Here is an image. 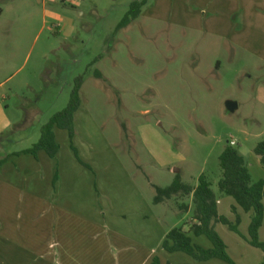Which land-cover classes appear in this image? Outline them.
<instances>
[{
	"label": "rangeland",
	"instance_id": "rangeland-1",
	"mask_svg": "<svg viewBox=\"0 0 264 264\" xmlns=\"http://www.w3.org/2000/svg\"><path fill=\"white\" fill-rule=\"evenodd\" d=\"M134 1L142 0H0V128L7 125L0 158L36 144L82 76L73 138L80 160L67 131L55 130V136L62 155L92 171L105 216L88 226L71 220L74 238L65 249L117 248L119 231L140 249L132 264L156 257L164 264H226L165 252L164 233L185 228L194 203L191 196L154 199L156 188L170 186L177 174L192 187L204 175L218 215L232 216L234 200L218 190L219 157L232 141L252 181L264 180L254 154L264 142V102L258 99L264 0H147L140 17L117 31ZM227 102L237 110L230 112ZM240 215L241 236L221 224L215 231L235 264H252L251 254L263 253L245 243L237 247L248 238L252 214ZM189 237L212 248L204 236Z\"/></svg>",
	"mask_w": 264,
	"mask_h": 264
},
{
	"label": "crops",
	"instance_id": "crops-1",
	"mask_svg": "<svg viewBox=\"0 0 264 264\" xmlns=\"http://www.w3.org/2000/svg\"><path fill=\"white\" fill-rule=\"evenodd\" d=\"M142 1L148 4L147 0ZM258 99L264 102V88L258 93ZM6 126L0 128V134ZM16 153L20 152L7 151L0 158L9 156L6 163L0 165V264H132L141 255L140 249L119 231L114 234L117 248L79 250L71 244L72 249H65L74 238V229L69 226L71 220L80 219L84 221L83 225L88 226L105 216L104 204L99 197L96 198V186L90 175L92 171L78 162L79 156L76 161L74 157L62 155L60 150L54 159L47 158L43 152H39L38 158L15 156ZM183 206H180L181 210H184ZM232 206L236 204H231L230 210ZM242 212L237 209L239 215ZM227 218L233 223L236 221L233 213ZM240 219L239 228L243 223L241 215ZM249 225L250 221L248 229ZM107 229L112 231V228ZM181 229L188 233L189 225ZM169 232L164 234L167 236ZM259 238L264 243V222ZM123 240L130 241V244ZM242 240L236 242L239 249L249 245L245 239ZM155 253L154 249L151 250L145 260L149 262ZM251 256L252 264H260L264 254Z\"/></svg>",
	"mask_w": 264,
	"mask_h": 264
},
{
	"label": "trees",
	"instance_id": "trees-1",
	"mask_svg": "<svg viewBox=\"0 0 264 264\" xmlns=\"http://www.w3.org/2000/svg\"><path fill=\"white\" fill-rule=\"evenodd\" d=\"M145 1H134L130 4L129 10L117 27V31L126 28L132 21L140 17ZM98 77L100 74H97ZM83 84V77L75 79L74 88L71 93L67 107L57 113L42 127L39 141L30 149L16 153L15 156L31 155L38 158L39 152H45L47 156L54 159L60 147L56 142L55 130H63L69 133L71 149L78 157V152L73 146L75 136V115L81 107L80 90ZM254 154L260 158V163L264 166V142L259 143L254 148ZM9 156L0 160V165L6 163ZM219 163L223 172L222 179L218 183V190L222 195L231 197L236 206H232L231 212L236 216L235 223L227 217L218 215L217 201L212 190V184L202 175L199 177L198 185L192 187L182 182L180 175H175L172 184L166 188H156L157 196L155 204L163 203L174 196H192L194 203V216L188 223L189 232H184L181 228L171 230L162 243V249L167 253H184L198 262H208L211 260H221L226 264H235L227 252V246L218 233L215 225L222 224L228 229L241 236L239 225L241 222L237 209L244 213H251V220L248 229V238L245 240L256 249H260L264 254V243L259 240V231L264 222V180L253 182L250 172L246 166L244 157L232 146L224 149L219 157ZM184 210L187 209L183 206ZM206 237L212 244L211 249H205L195 243L189 237ZM151 264H164L159 258H154ZM170 264V263H165ZM260 264H264L263 261Z\"/></svg>",
	"mask_w": 264,
	"mask_h": 264
},
{
	"label": "water",
	"instance_id": "water-1",
	"mask_svg": "<svg viewBox=\"0 0 264 264\" xmlns=\"http://www.w3.org/2000/svg\"><path fill=\"white\" fill-rule=\"evenodd\" d=\"M227 108L230 112H234L235 110H237L238 106L234 102H227Z\"/></svg>",
	"mask_w": 264,
	"mask_h": 264
},
{
	"label": "built area",
	"instance_id": "built-area-1",
	"mask_svg": "<svg viewBox=\"0 0 264 264\" xmlns=\"http://www.w3.org/2000/svg\"><path fill=\"white\" fill-rule=\"evenodd\" d=\"M230 146L234 147L236 146V143L234 141L230 142Z\"/></svg>",
	"mask_w": 264,
	"mask_h": 264
}]
</instances>
